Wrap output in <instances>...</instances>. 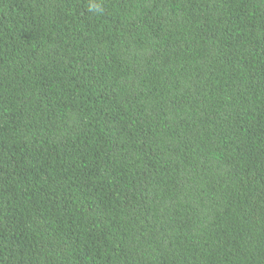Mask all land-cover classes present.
I'll return each instance as SVG.
<instances>
[{
	"label": "trees",
	"instance_id": "1",
	"mask_svg": "<svg viewBox=\"0 0 264 264\" xmlns=\"http://www.w3.org/2000/svg\"><path fill=\"white\" fill-rule=\"evenodd\" d=\"M0 264H264V0H0Z\"/></svg>",
	"mask_w": 264,
	"mask_h": 264
}]
</instances>
